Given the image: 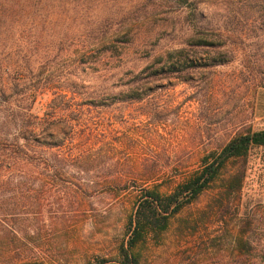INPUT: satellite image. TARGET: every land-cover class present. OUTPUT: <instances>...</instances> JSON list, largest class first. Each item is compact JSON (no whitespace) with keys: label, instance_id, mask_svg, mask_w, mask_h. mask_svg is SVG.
<instances>
[{"label":"rangeland","instance_id":"rangeland-1","mask_svg":"<svg viewBox=\"0 0 264 264\" xmlns=\"http://www.w3.org/2000/svg\"><path fill=\"white\" fill-rule=\"evenodd\" d=\"M34 126L73 157L12 174L0 161V264L116 262L143 165L165 167L155 185L168 195L209 152L264 129V0H0L2 146ZM240 171V192L220 205ZM134 253L264 264V150L229 162Z\"/></svg>","mask_w":264,"mask_h":264},{"label":"trees","instance_id":"trees-1","mask_svg":"<svg viewBox=\"0 0 264 264\" xmlns=\"http://www.w3.org/2000/svg\"><path fill=\"white\" fill-rule=\"evenodd\" d=\"M175 1L181 6L187 4L189 0ZM197 44L205 46V42H198ZM226 61L225 59H218L212 66L222 65ZM31 96L34 98L35 93H32ZM139 98L141 97L136 96L131 99L138 100ZM26 114L28 113L26 112L24 116L27 118L28 127L31 125V121L29 120L30 116H26ZM7 122L5 121L4 125ZM25 126L26 123L24 121ZM37 129L34 126L30 133H13L11 135L13 140L9 143L11 145L10 148L2 146V144L8 142V135H4L0 130V161H4L7 167L13 166L9 170L10 174L14 173L15 170L19 171V167L22 164L37 166L34 160H41V164L46 168L65 165L67 160L69 161L73 157L71 154L63 153L59 150L61 143L54 141L55 139L52 135H48V139L45 138L43 141L38 140L39 138L35 135ZM48 140L52 141L49 142ZM255 149L264 150V129L247 130L233 137L220 150L209 152L201 160L199 171L178 185L168 195L160 194L158 186L155 185L157 177H160L165 167L159 164L156 166L143 165L139 179L141 183L138 186V178L136 183H134L136 184V190H139V198L128 220L127 239L118 249V260L109 264H140L139 257L134 253L136 246L144 242L149 236L156 240L159 239L163 233H166L170 219L182 209L194 203L202 193L208 190L229 162L239 160L245 163L249 152ZM243 180V171L230 176L217 202L222 205L223 198L229 200L231 195L240 192ZM114 184H117L116 180ZM241 248H243V245H240V250ZM107 263L103 259L97 260V264Z\"/></svg>","mask_w":264,"mask_h":264}]
</instances>
